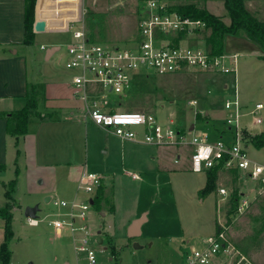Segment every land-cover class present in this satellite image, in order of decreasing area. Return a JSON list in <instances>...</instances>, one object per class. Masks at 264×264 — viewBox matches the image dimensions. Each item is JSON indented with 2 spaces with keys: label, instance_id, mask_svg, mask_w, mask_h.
I'll return each mask as SVG.
<instances>
[{
  "label": "rangeland",
  "instance_id": "rangeland-1",
  "mask_svg": "<svg viewBox=\"0 0 264 264\" xmlns=\"http://www.w3.org/2000/svg\"><path fill=\"white\" fill-rule=\"evenodd\" d=\"M114 1L117 0H111L108 4L101 2L102 10L106 9V11L98 17H94V20L87 24V30L92 38L105 45L131 47L138 36V16L142 5L139 6L136 3L134 6L133 1H130L127 3L129 6H119L112 10L110 6ZM215 1L223 11L211 8L212 12L221 16L224 14L223 20L229 23L231 19L224 1ZM172 4L175 6V3ZM75 27L80 28L81 26ZM206 33L207 31L202 34L203 39H205ZM241 36L244 35L230 37L227 44L228 49L240 51L238 45L243 40H247ZM44 38H46L44 42L47 44V48H50L52 43H59L61 49L52 60L47 61V49H41L40 43L39 46L32 47L30 50L36 57L32 60V54L29 55L30 76L38 75L49 68L50 71L57 72L72 81L75 72L66 66L67 58L65 57L70 41L68 40L69 34L55 32L44 36ZM243 53L238 62L240 94L249 98V101H253V105L258 101L264 104V73L251 67L252 61L256 58L254 54L250 55L252 52L244 51ZM147 73L148 76L141 74L137 77L129 94L119 96L110 93L103 99V102L108 106L115 107L118 111H145L160 117L165 116V119L176 118L178 124L183 126L186 131L194 124L195 130L190 131L191 135L193 133L212 135L214 125L207 124L208 120L226 126L225 100L232 99L234 96L232 90L235 84V75L233 73L225 74L219 71L192 69L168 74H157L153 70H149ZM226 83L230 87L229 90H225L224 84ZM40 90L37 89L39 99L42 98L39 96L42 94ZM190 99H197L198 104L196 106L189 105ZM202 109L203 112H208L210 115L206 116L204 113H200L201 116L197 118L196 112ZM261 116L263 123L256 125V131L264 127V109ZM249 121H253L251 116L242 118V125H246ZM88 134L90 146L91 142H93L92 146L96 141L103 142L109 135L107 130L95 125L89 126ZM248 147H250L248 148L250 156L264 164V151ZM104 149L105 145L93 150L90 148L87 170L100 173L99 170L106 163ZM168 150L170 154L169 166L173 169L171 174L169 173L172 192L169 193V188L165 187L162 182L157 184L156 181L153 186L147 189L149 193L144 199L145 205L148 204L150 207L153 203L158 209L160 220L157 224L152 225L153 229L164 234L173 233V239H177L171 248L169 264H183L191 248L200 247L201 239L204 238L193 237L189 243L185 244L183 239L176 236L179 232L178 218L183 222L184 228L192 233L191 236L214 234L219 221L220 224L226 226L230 241L247 256L250 263L264 264V183L246 175H242L238 181L235 176H230L229 181L222 180L218 184L220 187L222 186L221 188H226L227 195L218 194L216 191L201 195V189L196 190V186L203 178V173L189 171L185 162V157L190 155V151L175 148ZM180 153H182V160L175 163L174 156ZM117 167L113 170L119 173L117 187L114 189V193L111 191L113 187L108 189L109 196L106 198L107 202L103 203L102 209L91 205L85 220L75 218L77 226L88 225L89 232L86 236V243L81 241L85 237V232L81 230L73 235L64 229L60 236L57 235L54 226L49 223L56 217L54 211L57 206L53 204L52 200L46 201L48 195L53 196V200L56 198L70 199V194L65 188L69 187L70 191H75L78 176L76 169H71V175L64 178H61L60 174H57L59 176L57 178L45 174L43 175V184L40 182L41 178L29 181V171L26 169L22 171L20 186L15 194L19 208L15 212V221L12 225L16 236L10 243L11 264H89L86 252L78 248L81 245H86L96 252L98 264H162L167 262L168 259L164 257V249L159 246L157 240L146 237H129L121 227L120 220L129 217L138 204V186L142 182L134 181L123 170L121 162L120 165L117 164ZM10 175L17 177L16 174ZM240 191L244 192L250 200L249 206L243 213L238 211L239 199L242 197ZM55 192L56 194H54ZM80 195L84 198L80 196L76 199L78 202L89 200V195L82 190H80ZM5 201L4 187L0 182V205H4ZM39 203L38 217L42 221L37 226H31L27 222L25 209ZM113 204L121 212L120 219L117 221L118 230H110L106 234L102 231V225L104 220L108 222L113 220L110 212V206ZM101 210L107 213L106 217L103 216ZM3 226L0 217L1 237L4 234ZM99 237L103 239L101 244L98 242ZM189 238L190 236L186 237V239ZM153 241L155 242L153 243ZM135 243L141 247L135 248ZM112 248L116 250V256L113 254Z\"/></svg>",
  "mask_w": 264,
  "mask_h": 264
},
{
  "label": "crops",
  "instance_id": "crops-1",
  "mask_svg": "<svg viewBox=\"0 0 264 264\" xmlns=\"http://www.w3.org/2000/svg\"><path fill=\"white\" fill-rule=\"evenodd\" d=\"M110 1L111 0H37L35 7V23L38 20H43L46 22V26L45 30L43 31H36L34 28V42L32 45H26L24 43L25 0H0V113L4 112L6 113V116H10L12 112L23 109L27 105L29 91L33 87H36L37 89H41L40 91L42 92V94H39V96L42 98L39 99L40 108L38 107L37 110L45 116L44 118H40L37 114H32L30 116L27 133L19 137L18 146L16 143V137L10 135L7 132L6 117H0V164L5 165V169L0 170V182H2L4 187V194L6 197L5 204L0 205V217L4 224V234L2 237V230L0 231V264H2L1 248L6 239L5 218L2 215V209L5 208L7 204L13 205V225L15 221V212L19 208L18 199L15 197V194L18 190V187L20 186L22 171L25 169L29 171V181L32 182L37 178H41L40 182L43 184V175L45 174L52 178H57L59 177L57 174H60V177L64 178L65 176L71 175V169H76L78 176L75 191H70L69 187L65 188L67 193L70 194V199L66 200L56 198L53 200V196L48 195L46 197V201L50 202L52 200L55 206L56 200H65L71 202L81 196L79 182L82 173L88 169L87 164L90 148L91 150L95 149L96 147L102 148L103 145H105L104 158L106 163L104 166H102L103 168L99 170L100 173L96 172L103 176V182L101 185L103 200L100 203V209H102V205H104L103 203L105 201L107 202L106 198L109 196L108 189L113 187L111 191L114 193V189L117 187L119 173L114 172L113 170L118 168L117 164L120 165L121 162L123 165V170L128 175H130L134 181H141L142 184L140 183L138 186L137 206L129 217L120 220V225L123 227L124 232L129 236L134 222L144 216L145 220L139 228L140 234L137 237H146L148 239L157 240L159 246L164 249V257L168 259L167 262L165 261V263L163 262L162 264H169L171 248L173 246V242L175 240L177 241V239H173V233L164 234L153 229L152 225L157 224V222L160 220V217L157 213L158 209H156L153 203H151L150 207H148V204L145 205V199L146 194L149 193L147 189L153 186L156 181L157 184L162 182L165 187L169 188V193L172 192V183L169 173L173 169L169 166L170 154L168 149H188L190 151V155L185 157V162L189 171H193L191 166L192 147H165L148 144L142 141L123 139L116 135L113 130L96 125L91 120L89 115V109L92 106V100H97L101 107L106 110L115 109V107L108 106V104L103 102V99L109 94L104 98L101 96H98L97 98L92 96L91 98L85 100L76 93L75 87L73 85V79L72 81L68 80L65 76L59 75L57 72L50 71L49 68L38 75H34L33 77H31L29 74V55L32 54L30 50L32 47L39 46L38 44L40 43L41 49H47V61L52 60L56 53L61 49L59 43H52V46L47 48V44L44 42L46 39L44 36L55 32L66 33L69 34V44L72 40L73 29L77 28L75 26L79 25L85 27L88 36L92 40L100 42L89 35L90 33L87 30V24L94 20V17H98L100 14H103L106 11V9L102 10L101 2H106L108 4ZM130 1H133L134 6H141L147 0H117L114 1L110 8L113 10L119 6H129L127 3ZM167 1L176 3L185 1L189 2L193 0ZM197 3H199V6L206 7L211 13H213L211 8L219 11L222 10L215 0ZM246 5L247 8L251 10L259 19L264 20V0H247ZM216 15L221 16L220 14ZM230 22L227 24H230ZM232 36L233 35L230 34L225 36L223 52L228 55L237 54L239 59L244 54V51L252 52L250 55L254 54L256 58L252 61L251 67L254 68V70L264 73V60L261 59V56L264 55V50L245 36L241 37H245L247 40H243V42L238 45L243 51L230 50L228 49L227 44L229 43L231 39L230 37ZM50 49H52V52L48 56V51ZM35 57L36 56L32 54V60H34ZM65 57L68 58L67 49L65 52ZM74 72L73 78L76 74V71ZM238 82L239 84L237 83V87L239 90L240 79ZM224 87L225 90H229L230 88L227 83L224 84ZM234 87L232 90L233 93ZM239 96L246 109L247 107L253 106L254 102L249 101V98L245 97L244 95L241 96L240 91ZM259 102L260 101L257 103ZM198 112L204 113L206 116L210 115L208 112H203V109ZM198 112H196V114ZM158 117L161 120H166L164 118L165 116ZM206 123H212L214 125V133L210 135L212 140H216L220 137H223L225 140H230V133L226 126L224 127L209 120L206 121ZM92 125L107 130L109 135L105 140H103V142L96 141L93 146V142H91L90 146L88 128ZM256 125L257 124L254 123V121H249L246 125H243V129L247 132L249 131L250 134H258L264 131V127L261 130L256 131ZM179 126L181 125L179 124ZM181 127L184 128L183 126ZM192 127L193 130H195L194 124L190 126L189 130H191ZM248 146H251V148L254 150L264 151V148L256 149L252 145ZM177 157H179L178 162H176ZM181 160L182 153L176 154L174 156L175 163H179ZM17 170L19 172L18 183L16 185L15 191L13 192L14 200L10 201L6 196V192L8 190L9 182L15 178L10 174L15 175ZM205 171L206 174L204 171H193V173H203V178L196 186V190H202L207 185L209 170ZM132 174H137V177H134ZM242 175H244L242 172L219 169L216 188L213 191H216L219 194V189L222 187L218 185L220 181H229L231 179L230 176H235L238 181ZM62 187L64 186L62 185ZM98 192L99 189L96 193V196L98 195ZM241 193L244 192L240 191V194ZM54 194H56V192ZM96 196L94 198H96ZM81 197L84 198V196ZM94 198L92 199L93 202ZM201 200L204 201V199ZM38 205L40 208V203ZM92 205H94V203ZM67 211L68 208H58L57 206L56 210L54 211L55 214L53 213L54 216L56 215L54 219H59L61 214L63 215ZM102 211L103 210H101V212ZM110 212L113 216V220L111 222L104 220L102 225V231L106 234H108L110 230H118L117 221L120 219L119 215H121V212L118 211L117 206L114 204L110 206ZM102 214L104 217L107 216L105 211L102 212ZM48 215L51 216L52 214ZM52 220L49 221L51 225ZM178 221L179 222H177V225H179V232L176 236L179 239H183L185 244L189 243L193 237H198L199 239L208 236H191L192 233L188 232V230L184 228L181 219L178 218ZM218 225L221 226L222 224H220L218 221ZM218 225L216 231L218 230ZM12 229L14 238L16 236V231L13 226ZM62 231L56 230L57 235L60 236ZM189 236L190 238L186 239V237ZM154 242L155 241H153V243ZM10 243L11 241L9 242V248ZM9 264H11V257Z\"/></svg>",
  "mask_w": 264,
  "mask_h": 264
},
{
  "label": "built area",
  "instance_id": "built-area-1",
  "mask_svg": "<svg viewBox=\"0 0 264 264\" xmlns=\"http://www.w3.org/2000/svg\"><path fill=\"white\" fill-rule=\"evenodd\" d=\"M208 25L201 18L184 15L167 0H147L140 8L138 16V36L131 47L105 45L92 40L84 26L73 29L72 40L68 44L66 66L76 71L73 85L82 99L106 97L110 93L119 96L129 94L139 74L148 76V71L157 74L184 72L188 70L219 71L235 75L233 98L225 100L227 110L226 127L230 140L223 137L212 140L210 135H198L179 126L176 118L161 120L157 115L145 111L106 110L97 100H92L89 109L91 120L98 126L111 129L126 140L142 141L165 147L191 146V166L194 172L212 168L238 171L251 179L264 183V164L253 159L248 145L243 139L242 118L251 116L256 124H261L264 104L255 103L244 107L237 87V54L213 55L203 39ZM200 36V37H199ZM202 37V38H201ZM189 105L196 106L192 99ZM179 161L177 157L176 162ZM137 177V174H132ZM103 182V176L92 171H84L79 182V190L89 195V200H56L58 208H68L52 225L57 231L67 229L73 235L85 232L82 242H87V224L77 226L75 218L85 220L91 200L96 196ZM227 195L226 188H220ZM238 211L243 213L249 206V198L240 194ZM59 215V214H58ZM42 219L27 218L31 226H37ZM226 226L222 225L212 235L202 238L200 247L194 246L186 255L183 264H252L247 256L229 239ZM86 252L89 264H98L96 252L86 246L78 247Z\"/></svg>",
  "mask_w": 264,
  "mask_h": 264
},
{
  "label": "trees",
  "instance_id": "trees-1",
  "mask_svg": "<svg viewBox=\"0 0 264 264\" xmlns=\"http://www.w3.org/2000/svg\"><path fill=\"white\" fill-rule=\"evenodd\" d=\"M208 0H193L185 2H176L175 8L180 13L191 16L194 18H201L206 21L208 25L206 33V44L213 55H220L224 50V39L227 34L233 36L244 35L252 42L257 44L264 50V20L259 19L251 10L247 8V0H223L227 13L230 16L231 22L227 24L222 16L211 13L206 7L199 6L197 2H207ZM37 0H25V40L26 45H32L35 39L34 24H35V7ZM264 60V55L261 56ZM39 97L37 88L33 87L28 93L27 105L19 110L12 112L10 116H6V113L1 112L0 117H6L7 119V132L10 135L16 137L17 146L19 145V137L28 130V123L32 114H37L40 118L45 116L38 112ZM201 112L196 114L197 118L201 116ZM228 130V129H227ZM244 143L246 145H252L256 149L264 148V131L258 134H250L244 130L243 133ZM5 169V165L0 164V170ZM219 168L215 167L208 171V182L204 189L200 191L201 195H206L216 188V181L218 178ZM18 170L16 171L17 177L11 180L8 184V190L6 196L10 201H13V192L15 191L18 183ZM102 198V187L99 188L98 195L94 198V205L100 209V203ZM12 204H7L2 209V215L5 218L6 227V239L1 248L2 264H9L11 251L9 248V242L13 238V213ZM220 226L218 225V229ZM112 252L115 255L116 250L112 248ZM116 256V255H115Z\"/></svg>",
  "mask_w": 264,
  "mask_h": 264
},
{
  "label": "water",
  "instance_id": "water-1",
  "mask_svg": "<svg viewBox=\"0 0 264 264\" xmlns=\"http://www.w3.org/2000/svg\"><path fill=\"white\" fill-rule=\"evenodd\" d=\"M45 26H46V22L45 21H43V20H38L36 23H35V26H34V28H35V30L36 31H43V30H45ZM51 52H52V49H50L49 51H48V56H49V54H51ZM191 130H193V127L191 128ZM94 202H93V200H92V204H93ZM40 210V208H39V205L38 204H36V205H34V206H28V207H26V209H25V216L27 217V218H37L38 217V211ZM144 220H145V217L143 216V217H141V218H139V219H137L135 222H134V224L132 225V227H131V231H130V233H129V236L130 237H137L140 233H139V228H140V226L143 224V222H144ZM98 242L101 244V243H103V239L101 238V237H99L98 238ZM134 247L135 248H140L141 246L138 244V243H135L134 244ZM66 264H69V263H66Z\"/></svg>",
  "mask_w": 264,
  "mask_h": 264
}]
</instances>
